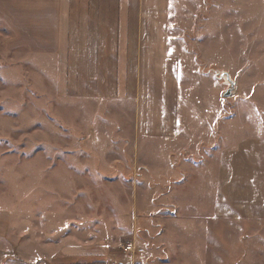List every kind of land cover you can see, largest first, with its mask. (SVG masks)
Instances as JSON below:
<instances>
[{
	"label": "rangeland",
	"instance_id": "1",
	"mask_svg": "<svg viewBox=\"0 0 264 264\" xmlns=\"http://www.w3.org/2000/svg\"><path fill=\"white\" fill-rule=\"evenodd\" d=\"M169 7L168 36L184 42L172 137L142 133L126 104H79L94 80L79 53L69 86L61 44L43 51L37 29L0 21V264H51L38 254L64 232L93 235L102 214L128 232L122 262L105 264H264V0ZM115 15L104 5L101 34Z\"/></svg>",
	"mask_w": 264,
	"mask_h": 264
},
{
	"label": "crops",
	"instance_id": "2",
	"mask_svg": "<svg viewBox=\"0 0 264 264\" xmlns=\"http://www.w3.org/2000/svg\"><path fill=\"white\" fill-rule=\"evenodd\" d=\"M169 2L172 4L173 0H116L114 3L112 0H0V21L14 22L13 27L20 31L37 29L36 40L33 36L28 44L45 46L43 51L52 44H61L69 86L72 83L69 84L68 78L72 75V49L79 53L82 64L79 76L94 78L89 84L85 81L86 91H80L79 104H126L132 122L135 120L142 133L157 136L156 129L162 127L165 136L172 137L175 135L170 134L175 131L172 126L177 122L170 100L172 80L180 70L174 62L182 57L184 42L170 37L172 34L168 36L165 15L171 8ZM104 5L116 7V15L114 24L108 22L105 34H101L105 23L98 14H102ZM76 9L81 12L82 20L78 28L72 25V11ZM91 15L95 20L90 19ZM76 43L79 49L73 46ZM102 60L105 69L99 70L97 64ZM68 93L71 97L70 90ZM126 115L129 116V111ZM169 126L170 132L167 131ZM94 223L96 226L88 230L94 232L93 235L86 237L82 232H64L60 241L51 242L54 246L45 250L46 256L38 255L51 264H105L110 254L122 262L124 257L117 252L116 246L128 232L119 230L116 236L111 235L108 230L113 222L104 221L103 214ZM56 256L59 258L55 260ZM37 264L43 262L37 261Z\"/></svg>",
	"mask_w": 264,
	"mask_h": 264
},
{
	"label": "water",
	"instance_id": "3",
	"mask_svg": "<svg viewBox=\"0 0 264 264\" xmlns=\"http://www.w3.org/2000/svg\"><path fill=\"white\" fill-rule=\"evenodd\" d=\"M221 75H224L227 81L229 82V86L224 90L223 95H228L232 92L234 87V81H232L227 72H221Z\"/></svg>",
	"mask_w": 264,
	"mask_h": 264
},
{
	"label": "built area",
	"instance_id": "4",
	"mask_svg": "<svg viewBox=\"0 0 264 264\" xmlns=\"http://www.w3.org/2000/svg\"><path fill=\"white\" fill-rule=\"evenodd\" d=\"M124 250H133V245L131 243H127L125 246H124ZM120 263V262H119ZM115 264V263H114ZM121 264V263H120ZM133 264V263H132Z\"/></svg>",
	"mask_w": 264,
	"mask_h": 264
}]
</instances>
